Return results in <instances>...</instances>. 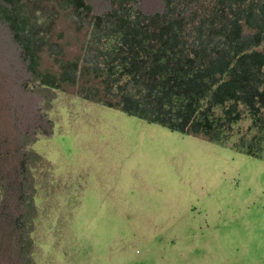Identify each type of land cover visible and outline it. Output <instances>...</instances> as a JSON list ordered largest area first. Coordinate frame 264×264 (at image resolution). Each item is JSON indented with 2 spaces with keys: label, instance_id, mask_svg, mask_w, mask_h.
Instances as JSON below:
<instances>
[{
  "label": "rangeland",
  "instance_id": "374dc122",
  "mask_svg": "<svg viewBox=\"0 0 264 264\" xmlns=\"http://www.w3.org/2000/svg\"><path fill=\"white\" fill-rule=\"evenodd\" d=\"M0 264H264V161L40 86L0 17Z\"/></svg>",
  "mask_w": 264,
  "mask_h": 264
},
{
  "label": "trees",
  "instance_id": "16d2710c",
  "mask_svg": "<svg viewBox=\"0 0 264 264\" xmlns=\"http://www.w3.org/2000/svg\"><path fill=\"white\" fill-rule=\"evenodd\" d=\"M46 1L47 13L0 0L40 86L264 161V0H161L149 13L136 0H106L101 13ZM56 22L58 39L78 44L68 58L52 40ZM43 51L54 69H39Z\"/></svg>",
  "mask_w": 264,
  "mask_h": 264
}]
</instances>
